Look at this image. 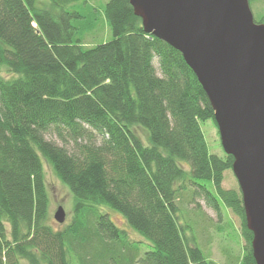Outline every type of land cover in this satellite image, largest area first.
<instances>
[{
  "label": "trees",
  "instance_id": "obj_1",
  "mask_svg": "<svg viewBox=\"0 0 264 264\" xmlns=\"http://www.w3.org/2000/svg\"><path fill=\"white\" fill-rule=\"evenodd\" d=\"M38 2L0 0V67L14 74H0V264H216L181 209L189 190L217 222L223 205L240 218L237 264H257L241 190L223 187L234 156L209 150L201 122L218 127L214 108L182 53L145 30L130 0L107 1L112 37L91 45L99 23L87 0ZM43 160L75 198L64 229L47 223Z\"/></svg>",
  "mask_w": 264,
  "mask_h": 264
},
{
  "label": "water",
  "instance_id": "obj_2",
  "mask_svg": "<svg viewBox=\"0 0 264 264\" xmlns=\"http://www.w3.org/2000/svg\"><path fill=\"white\" fill-rule=\"evenodd\" d=\"M130 3L145 30L179 50L205 89L224 151L234 156L254 257L264 264V23L249 0ZM54 216L65 222V209Z\"/></svg>",
  "mask_w": 264,
  "mask_h": 264
},
{
  "label": "rangeland",
  "instance_id": "obj_3",
  "mask_svg": "<svg viewBox=\"0 0 264 264\" xmlns=\"http://www.w3.org/2000/svg\"><path fill=\"white\" fill-rule=\"evenodd\" d=\"M107 1L108 0H87V3H90L97 9L96 15L99 23L93 33L86 37L85 42L87 44H96L112 37V30L108 19L105 18L103 13ZM38 3L40 7H51L50 0H39ZM82 6L85 7L86 5L82 3ZM251 8L255 19L259 20L260 16L264 14V0L256 1L251 5ZM87 9L91 10V6L89 5ZM155 65L158 67L157 59L155 60ZM0 74L7 79L14 77V74L8 70L6 66L0 67ZM201 125L207 139L209 150L212 153L224 156L225 151L215 122L209 119L201 122ZM133 128L136 135L143 143L148 145V130L141 125H135ZM47 137L61 144V140L56 135L50 133L47 134ZM43 164L50 201L47 223L55 230L64 229L73 219L75 198L67 184L56 175L52 165L46 160H43ZM202 182H205L209 188H214L212 182L208 180H202ZM223 187L226 189L239 188V183L233 170L230 169L225 172ZM191 198L192 194L189 190L185 196L181 198L180 206L181 209L185 211L186 216L193 221L191 223L194 225V234L206 257L216 264H237L238 259L243 254V247L246 242L240 218L230 208L223 205L225 217L222 222H217L214 212L203 200L197 199L193 201ZM60 206H62L66 212V220L63 223L58 222L54 216ZM103 210L110 213V216L116 224L125 229L131 239L147 242L144 236L127 224L122 214L110 208H103ZM20 263L30 264L29 261L25 259H21Z\"/></svg>",
  "mask_w": 264,
  "mask_h": 264
}]
</instances>
